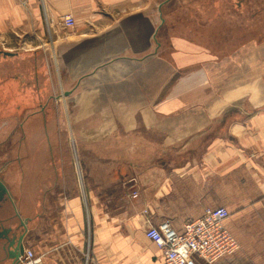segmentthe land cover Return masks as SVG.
Instances as JSON below:
<instances>
[{"label": "crops", "instance_id": "0c3cea01", "mask_svg": "<svg viewBox=\"0 0 264 264\" xmlns=\"http://www.w3.org/2000/svg\"><path fill=\"white\" fill-rule=\"evenodd\" d=\"M183 1L0 0V40L9 50L0 51V55L7 57L4 64L11 69L19 59L34 57L35 71L46 72V87L54 88L56 69L48 55L55 54L57 70L68 72L63 81L76 88L99 71L125 61H141L140 49L149 48L146 42L142 47V40L155 39L158 33L157 12L164 17V25L168 3ZM67 14L75 19L72 28L62 24ZM34 44L31 53L13 52L19 45L25 49ZM40 58L44 65L38 63ZM226 68L230 67L219 64V72ZM11 69L3 81L9 94L19 78ZM24 73L22 70L21 83ZM200 77L197 88L202 89L196 96L189 94L187 79L169 80L167 94L151 116L124 112L125 121H145L146 132L140 134L137 124L130 127L126 122L116 132L119 139L115 145L84 144L86 151L101 153L103 162L111 160L118 165L111 169V178L114 169L118 173L117 179L113 178L118 185L115 191L97 194L85 186L86 193L77 192L74 180L67 191L59 187V176H52L56 180L50 193L51 183L43 179L36 206L37 244L36 248L27 245L31 231L27 227L25 255L41 257L37 264H158L162 251L146 235L149 221L170 220L182 231L184 224L201 217L207 208L224 206L231 213L225 225L239 241V249L215 264H264V76L239 87L232 85L231 78L220 83ZM38 81L40 84V78ZM208 82L212 94L206 96ZM40 93L48 97L42 101L45 104L57 99L52 93ZM86 98L95 101L94 96ZM46 109L38 114L45 117ZM151 119L161 120L163 125H151ZM91 133L78 130L80 136ZM97 134L113 133L102 129ZM8 187L13 200H2L0 210L6 206L14 211L13 218L22 216V204L10 184ZM133 192L138 196L133 197ZM19 218L6 222L0 216V231L12 227L7 235L13 239ZM195 260L208 264L198 256Z\"/></svg>", "mask_w": 264, "mask_h": 264}, {"label": "rangeland", "instance_id": "374dc122", "mask_svg": "<svg viewBox=\"0 0 264 264\" xmlns=\"http://www.w3.org/2000/svg\"><path fill=\"white\" fill-rule=\"evenodd\" d=\"M222 4L225 10L219 16L213 0L168 3L164 9L167 17L164 25H161V17H164L157 12L156 26L160 29L156 38L142 40V47L146 42L149 48L140 49L141 61H125L107 71H99L76 88L67 87L63 80L68 79V72L57 70L56 55L49 54L48 60L56 69L54 88L46 87L47 73L36 72L34 57L27 56L25 60L19 59L17 65L13 64L16 66L12 67L13 75L19 78L13 93H6L3 81L7 73H11V67L4 64L7 57L0 55V175L22 204L25 214L22 216L31 229L26 242L28 246L36 248L37 244L36 206L39 190H43L39 187L43 185V179L51 183L50 193L54 191L56 180L52 176H59V187L67 191L70 181L71 187L74 185L73 180L77 192L86 193L85 186L93 188L97 194L104 192V195L116 190L118 185L114 179L118 173L114 169V179L111 178V169L118 165L111 160L103 162L101 153L86 151L84 144L115 145L119 139L116 132L126 122L130 127L137 124L140 134L147 131L145 121H125L124 112L151 116L162 96L167 94L165 85L169 80L176 83L187 79L191 96L198 95L202 89L197 88L199 74L202 75L200 78L211 82L234 79L232 85L236 87L244 85V81H260L264 76V3H249L246 12L237 14L244 15L240 17L229 12V3ZM256 11L251 18V13ZM141 35H145V31ZM20 47L13 52L31 53L30 49L36 45L25 47L26 50ZM7 50L5 42L0 40V51ZM149 52L153 53L150 57H143ZM38 63L44 65L43 59H38ZM219 64L230 68L219 72ZM249 64L251 69L246 68ZM137 65H142L141 69L136 70ZM22 70L25 73L21 83ZM37 78H40V84L36 82ZM208 83L204 88L206 96L212 94V83ZM42 90L54 94L57 99L45 104L48 97H42ZM88 96H94L95 101L89 99V103H84ZM44 107L47 108L45 117L38 114ZM149 123H158V127L163 125L161 120L151 119ZM80 129L84 133L87 130L93 133L80 136ZM102 129H109L116 135L97 134ZM130 140L132 142L133 137ZM13 215L14 211L9 207L0 210V216L6 222L19 218L17 215L13 218Z\"/></svg>", "mask_w": 264, "mask_h": 264}, {"label": "built area", "instance_id": "2783aa9c", "mask_svg": "<svg viewBox=\"0 0 264 264\" xmlns=\"http://www.w3.org/2000/svg\"><path fill=\"white\" fill-rule=\"evenodd\" d=\"M65 27L75 26L73 15L62 17ZM133 197L138 192L132 193ZM224 206L210 207L197 219L188 221L182 231L177 230L170 220L154 224L149 221L146 235L162 251L158 264H198L195 256L208 264H215L225 256L233 255L239 249V241L228 230L225 221L230 216ZM42 259L25 255L21 264H37Z\"/></svg>", "mask_w": 264, "mask_h": 264}, {"label": "flooded vegetation", "instance_id": "af4514ba", "mask_svg": "<svg viewBox=\"0 0 264 264\" xmlns=\"http://www.w3.org/2000/svg\"><path fill=\"white\" fill-rule=\"evenodd\" d=\"M203 3H205V0H202ZM213 2L215 3V9L216 10H219L218 12V15L221 16L222 15V10H225L223 9V4L222 3H229V7L230 9L228 8L229 12H231L232 14H234L235 16H244V15H237L238 13H244L246 12V7L248 6L249 3H264V0H213ZM259 11V10H258ZM256 11L255 13H251V18L257 14ZM218 16V17H219ZM8 200H13V198H11L10 196V193L7 194L3 201H8ZM20 218H19V221L17 223L18 225V232L16 234H13V240H14V250L12 251L13 254L15 253H19V250H20V247L21 245H24L25 246V242H26V234H25V230L26 228L28 227V224H27V219L26 218H23L22 216L18 215ZM12 227L11 228H2V230L0 232H4L5 231V234H9L10 231H11ZM3 264H10V262H4Z\"/></svg>", "mask_w": 264, "mask_h": 264}, {"label": "water", "instance_id": "95a60500", "mask_svg": "<svg viewBox=\"0 0 264 264\" xmlns=\"http://www.w3.org/2000/svg\"><path fill=\"white\" fill-rule=\"evenodd\" d=\"M9 187L6 181L0 176V202L9 194ZM14 240L4 232H0V263L7 260L12 261L11 264H21L22 258L25 256V246L21 245L19 253L13 254ZM2 252V256H1Z\"/></svg>", "mask_w": 264, "mask_h": 264}, {"label": "bare ground", "instance_id": "6f19581e", "mask_svg": "<svg viewBox=\"0 0 264 264\" xmlns=\"http://www.w3.org/2000/svg\"><path fill=\"white\" fill-rule=\"evenodd\" d=\"M163 19V18H162ZM164 21V20H163Z\"/></svg>", "mask_w": 264, "mask_h": 264}]
</instances>
